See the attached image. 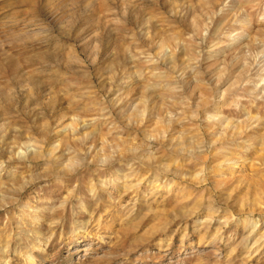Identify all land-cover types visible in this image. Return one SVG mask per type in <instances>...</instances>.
<instances>
[{"label": "rangeland", "instance_id": "1", "mask_svg": "<svg viewBox=\"0 0 264 264\" xmlns=\"http://www.w3.org/2000/svg\"><path fill=\"white\" fill-rule=\"evenodd\" d=\"M0 264H264V0H0Z\"/></svg>", "mask_w": 264, "mask_h": 264}]
</instances>
